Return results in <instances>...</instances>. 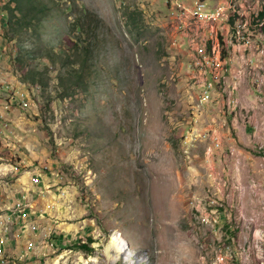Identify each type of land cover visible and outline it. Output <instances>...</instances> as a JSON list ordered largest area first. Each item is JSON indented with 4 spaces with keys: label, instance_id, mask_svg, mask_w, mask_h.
Listing matches in <instances>:
<instances>
[{
    "label": "rangeland",
    "instance_id": "obj_1",
    "mask_svg": "<svg viewBox=\"0 0 264 264\" xmlns=\"http://www.w3.org/2000/svg\"><path fill=\"white\" fill-rule=\"evenodd\" d=\"M259 2L250 22L240 13L243 20L228 23H248L240 41L250 45L239 44L259 46L239 71L238 134L224 119L226 93L205 77L215 58L202 41L205 25L191 21L183 31L168 19L166 0H34L22 6L26 19L38 15L29 30L9 11L15 5L0 0V264H264ZM168 4L180 19L175 1ZM215 25L209 34L219 38ZM215 49L217 78L227 54L222 40ZM199 82L220 100L224 117H211L221 121L219 134L203 133L217 101L196 107ZM17 202L34 231L26 257L6 250L8 238L23 235ZM88 239L91 252L72 250Z\"/></svg>",
    "mask_w": 264,
    "mask_h": 264
},
{
    "label": "crops",
    "instance_id": "obj_2",
    "mask_svg": "<svg viewBox=\"0 0 264 264\" xmlns=\"http://www.w3.org/2000/svg\"><path fill=\"white\" fill-rule=\"evenodd\" d=\"M172 2L175 1V0H171ZM210 7H214L219 1L221 0H207ZM248 1V2H247ZM253 0H245V2L247 3H243L242 1L240 2V11H247L248 8H253V13L251 12H242L241 15H243L244 19L247 20L248 22H250L252 20L251 16H253L254 12L256 11V9H260L262 6H263V3L259 5H257V1L259 0H255L254 3L252 2ZM190 0H186V3H189ZM177 6H179V10H183L186 12L187 14V19L186 21H192L193 23H195L193 21V15H194V12L195 10H192V9H189V8H182L180 5H178V3H176ZM182 11V12H183ZM263 14H261L262 16ZM237 18L241 20H243L241 18V16L239 15ZM192 24V23H191ZM217 27H220L221 28V32L224 34V40H225V46H226V52H224V54H227V58H229V60L227 61V64H225V68H224V71L217 74V78H222L221 80V85H219V87L221 88V92L222 93H226V105H227V110H226V113L227 115L224 117V116H221L222 114L224 115V112H219V103L218 101L219 98L216 99V97H213L210 104L212 105V103H214V101L216 100L217 103L216 104V107L218 108H213L214 112L211 113L210 115H206L209 119L211 117H215L216 118H219L221 119V117H224V119H227V118H231V125H230V129L227 127V129L229 131L233 130V132H238V134H241V130L237 127H236V123H237V118L239 117V112H240V103H239V99H238V95H242L243 93H245L243 90H242V86L240 85L239 87V83L240 81L238 82V79H239V71H241V74H242V71H244V67L246 66V64L249 62V61H255L258 57L257 56H254L255 55V52H257V54H259V52L257 51L259 49V46H255L254 48H249L248 50L241 46L239 44V42L243 43V45L245 44L244 42L238 40L236 37H235V34L233 33V30H230L229 29V24H226V25H215ZM227 27V28H226ZM228 29V30H227ZM226 32L228 34H231L233 36V38L236 40L237 43L233 44L231 42H228V37L226 36ZM197 34V33H196ZM251 36V35H250ZM217 43H218V40H216ZM258 42V39H255V43ZM259 43L261 45L260 48H263L264 49V45L262 44V42L259 40ZM250 45V41L244 45V46H249ZM204 48V46H203ZM202 49V47H201ZM201 49H199L198 51L196 50L194 53V55H198L199 54V51H201ZM183 56V58H186L185 57V54H186V46H185V43L183 42V45L180 47L179 49ZM264 50H261V52H263ZM202 52V51H201ZM264 53V52H263ZM254 90H252L253 92ZM247 93H249V91H247ZM219 94V92L217 93ZM230 95V96H229ZM229 99H233L235 101V107H231L228 105V101ZM222 102V105L224 104L223 103V100L221 101ZM217 109V111H216ZM209 111V109L207 110ZM210 112V111H209ZM215 119L211 118V123H209L208 125H206V127H204V131H216V133H220L221 128L220 126L222 127L221 125V121L217 122ZM219 123V124H218ZM254 124V123H253ZM251 125L250 128H249V133H250V136L252 135V137L254 136V134L256 135L257 132H255V125ZM227 130V131H228ZM244 130V129H242ZM246 128L244 130V132H246ZM227 134V133H226ZM231 135V134H230ZM223 138H225L224 140L227 139V136L226 135H222ZM220 139V137H219ZM230 141V140H229ZM231 141L233 142L234 140L231 139ZM232 142L230 145H228V147L230 146H233L232 145ZM252 143H250L251 145ZM222 144H221V139H220V143H219V147L217 150H220L222 149ZM253 146V145H252ZM226 147V148H228ZM228 150V149H227ZM10 230V229H9ZM17 232V231H16ZM16 235H18V237H13V235L10 237V239L8 238V241L6 243V250L8 252V255L11 257V254H17L18 257H21L23 255V253H28L27 249H26V242L27 241H31L30 240V237H31V233L29 232H25L23 235H21L19 232L16 233ZM21 239H24L21 240ZM35 243V242H34ZM24 246V247H23ZM23 249V250H22ZM21 250H22V253H21ZM37 253V252H35ZM34 253V254H35ZM20 255V256H19ZM30 256V255H29Z\"/></svg>",
    "mask_w": 264,
    "mask_h": 264
},
{
    "label": "built area",
    "instance_id": "obj_3",
    "mask_svg": "<svg viewBox=\"0 0 264 264\" xmlns=\"http://www.w3.org/2000/svg\"><path fill=\"white\" fill-rule=\"evenodd\" d=\"M242 0H221L219 1L214 7H210L207 0H190L189 3H186V0H175V3H178L182 8H189L196 11V16H200V21H205V31H204V39L202 41H207V43L213 44V51L212 55L215 57V53L217 50H215V40H222L223 41V49H226L225 46V38L224 34L220 31V37L219 38H212V35L209 34V25H214L215 22L221 21V19H228L229 24L230 22H237V17L242 12H251L253 13V8H248L247 11H240V2ZM259 1H257V5H259ZM166 6H167V16L168 19H174V24L176 23V19L174 18V13L171 12V4H168V0H166ZM193 26L190 21H183V31L192 30ZM233 33H239V30H233ZM189 42H185V46H187ZM256 46V43L254 42V47ZM229 58H227V61ZM205 64V63H204ZM190 66V58H188L187 54V64L184 69L187 70ZM214 65H207L205 64V77H207V83H214V88L216 85H221L222 78H214L211 75V67ZM197 87L199 88V103H197V108H200L204 105H207L212 100V92L213 91H206V84H200V82L197 84ZM230 96V95H229ZM229 106L235 107V101L233 99H229L227 102ZM205 131H203L204 133ZM203 133L199 134L198 136L200 138L203 137ZM228 154L233 156L235 149L233 146L228 148ZM237 160H234L236 162ZM232 163V165H233ZM236 173V171H235ZM39 181V175L33 179V182L36 183ZM226 184V183H225ZM232 186V184H230ZM19 205V218L17 219L18 224H20L19 229L24 234L25 232H29L31 234L34 233L32 226L29 222H26L24 218H21L20 213V203L17 202ZM208 217V215H207ZM207 219V218H206ZM206 219H202V223L206 221ZM219 225L218 219H216V227ZM19 232V231H18ZM35 243L33 241H27L26 242V249L27 251H33L35 248ZM28 253H24L22 257H26Z\"/></svg>",
    "mask_w": 264,
    "mask_h": 264
},
{
    "label": "trees",
    "instance_id": "obj_4",
    "mask_svg": "<svg viewBox=\"0 0 264 264\" xmlns=\"http://www.w3.org/2000/svg\"><path fill=\"white\" fill-rule=\"evenodd\" d=\"M30 1H34V0H8V4L10 5V4H14L15 6L13 7V9H9V11L11 12V13H13L14 11H18L19 13H20V15H19V17H17V20H20V18L21 19H24V20H27V24L25 23V27H26V29H28L29 30V28L31 29V25L33 24V22H34V20L32 19V18H35L36 19V21H38V19H37V17H38V15H37V17H36V15H34L32 18H28V19H26L25 18V15L23 14V11H22V6H24V3H27V2H29L30 3ZM6 8H9V7H6ZM41 10V8L40 7H38V8H36V6H35V14H37V12H39ZM14 16V15H13ZM263 16V15H262ZM126 18H127V20H129V17H128V15H126ZM8 19V18H7ZM240 21V19L239 18H237V22H239ZM133 22V21H132ZM8 23H10V19H8ZM233 22H230V24H232ZM235 23L236 22H234V25H235ZM41 24H43V21H42V23ZM233 25V26H234ZM28 27V28H27ZM76 28L77 29H80L78 26H76ZM50 52H51V54H52V56L53 57H61V56H65V54H63V53H60V54H55V53H52V50H50ZM43 60H45V59H43ZM49 62L51 63V64H53V65H55V66H57L58 64H62L63 66H65L64 64L66 63L65 61H60V62H57V61H55V60H53V59H51L50 60V58H49ZM72 66V64L69 66V68L71 69V72L72 71H74V68L73 67H71ZM71 72H69V70H68V76L70 77L71 76ZM83 72H84V70L83 69H79V73H77L78 74V76L76 77L77 79L76 80H78L79 78H80V76H83ZM60 76V75H59ZM59 78V77H58ZM75 82H76V84H77V81H74V80H71V79H69V81H68V85L69 86H71V85H73V84H75ZM87 244H91V239H88L87 240V243H76V244H74V245H72V250H76V251H84V252H91L92 251V249L89 247V246H87Z\"/></svg>",
    "mask_w": 264,
    "mask_h": 264
},
{
    "label": "bare ground",
    "instance_id": "obj_5",
    "mask_svg": "<svg viewBox=\"0 0 264 264\" xmlns=\"http://www.w3.org/2000/svg\"><path fill=\"white\" fill-rule=\"evenodd\" d=\"M178 11H180V13L179 14H177V15H175L177 18H180L181 19V17H185L186 19H187V14H186V12L185 11H183V10H179V6H178ZM183 11V12H182ZM259 19V18H258ZM193 21L195 22V24L197 23L198 25H205V21H200V16H196V11L194 12V15H193ZM247 21V20H246ZM248 22V21H247ZM217 25H226V24H228L229 23V20L228 19H221V21H217V22H215ZM243 23H245V25L243 24ZM180 29H183V23L181 22V20H180ZM246 24L247 25H249L248 23H246V22H241V23H239V24H237L236 25V27L234 28V30H239V33H234L235 34V37L238 39V40H241V39H243V37H244V34H246L247 32H248V30L247 31H243V30H245V26H246ZM243 31V32H242ZM250 35V34H249ZM215 50H217V49H215ZM213 51V49L211 50V52ZM218 54H219V50H217V52L215 53V58L212 60V64L211 65H214V66H212V67H216L217 65H218V61H219V57H218ZM196 65H197V63H196ZM210 88H212V86H210ZM209 89V88H208ZM119 251V250H118ZM120 253V252H119ZM110 256H111V254H109ZM93 262H95L94 260L92 261V263Z\"/></svg>",
    "mask_w": 264,
    "mask_h": 264
}]
</instances>
